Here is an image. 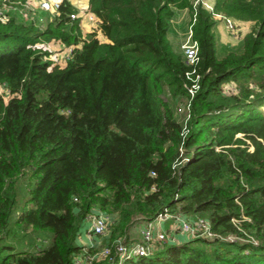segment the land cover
Listing matches in <instances>:
<instances>
[{"label": "trees", "instance_id": "obj_1", "mask_svg": "<svg viewBox=\"0 0 264 264\" xmlns=\"http://www.w3.org/2000/svg\"><path fill=\"white\" fill-rule=\"evenodd\" d=\"M86 5L95 22L84 36L69 0L43 26L0 19V264H76V253L102 244L108 253L81 264H264V0ZM179 8L197 46L192 64L167 37ZM216 12L253 21L239 50L216 53ZM41 40L70 47L64 62ZM226 80L236 90L220 97ZM163 89L189 101L184 132ZM23 178L31 182L16 210ZM93 208L111 215L101 244L77 239ZM163 210L202 215L214 235L118 258L116 240ZM28 229L49 231L47 243L4 242Z\"/></svg>", "mask_w": 264, "mask_h": 264}, {"label": "rangeland", "instance_id": "obj_2", "mask_svg": "<svg viewBox=\"0 0 264 264\" xmlns=\"http://www.w3.org/2000/svg\"><path fill=\"white\" fill-rule=\"evenodd\" d=\"M49 3L53 1L59 2V0H46ZM76 7L75 13L78 16L79 20V29L82 36L87 34L89 28L94 24V19L88 17L86 0H69ZM212 0H201L202 4L206 7L207 5H211ZM207 3V4H206ZM209 8V7H208ZM183 15V20L173 21L177 15L179 10H176L173 15L172 21L170 22V26L167 30V37L171 42L174 49L178 47L177 39L181 36L183 37L187 31V25L185 18L187 17L188 22V13L186 8ZM55 12L54 8H42L39 6V0H0V19H6L9 15H13L16 19H22L25 21H32L37 26H43L47 19L51 18L53 13ZM187 15V16H186ZM231 21V26H228L226 22L223 20L222 16L214 15V23L212 25V30L214 33L215 41V50L218 55L222 54L228 49L239 50L241 47V37L244 32L248 31L250 27L253 25V21L251 19L241 20L234 18L232 16H228ZM174 22V23H173ZM222 29V30H221ZM97 32V31H96ZM97 35L101 37V34L97 32ZM226 42H225V41ZM41 47H45L50 52L51 57L54 60L58 61L60 64L64 62L65 57L63 56V50H66L67 46L63 45L59 41L54 40H41L36 43ZM60 45L61 47H57ZM234 80H226L222 82V86L220 88V97L226 96L230 92H234L236 90V83ZM161 94L167 99L168 103L173 109V112L176 118L183 122L184 118V109L180 106L181 98H171L166 93V90L163 89ZM264 111V106H262ZM31 181H27L25 178L19 179L17 188H16V207L15 209H19L22 202L28 195L27 187L30 185ZM137 228L135 225H131L129 227V237L137 236ZM14 233L9 232L7 237L4 238V242L11 243L14 248H32L39 247L45 245L50 237L49 231H33L28 229L25 232L21 231H13ZM105 233L96 235L95 242L96 244H101L104 240Z\"/></svg>", "mask_w": 264, "mask_h": 264}, {"label": "built area", "instance_id": "obj_3", "mask_svg": "<svg viewBox=\"0 0 264 264\" xmlns=\"http://www.w3.org/2000/svg\"><path fill=\"white\" fill-rule=\"evenodd\" d=\"M207 4V3H206ZM57 1L49 3L46 0H39V6L42 8H56ZM211 8V5H207ZM70 17L76 16L75 11L69 12ZM88 17L93 18L91 12H88ZM224 21L228 26H231V21L228 16H224ZM189 28V27H188ZM183 57L186 63H194L197 59V46L195 40L191 39L189 33L181 44ZM70 47L63 50V56L66 57L69 54ZM48 57H51L50 52L47 53ZM53 58V57H51ZM193 71V68L189 72L186 71V76L190 78V83L187 85V91L191 94L198 86V73L194 72L193 75L189 73ZM181 108L184 109V118L182 122V132L185 131V120L189 116V101L187 98H181ZM111 215L106 211L98 208H93L86 216L84 223L80 228V232L77 235V239H81V234L86 235L89 238L88 244L94 243L96 235L105 233L108 228ZM137 236L132 237L128 241L124 242L119 239L116 240L114 250L118 255V258L144 254L152 250L157 243L161 241L175 242L179 241L177 233L184 234L186 238L203 235L212 236L214 232L209 228L207 219L202 215L189 216L179 211L163 210L157 212L153 217L144 219L137 228ZM185 238V239H186ZM96 244V243H94ZM109 247L102 244L97 250L90 254L76 253L74 256V262L81 264L82 262H89L93 257L97 255H105L108 253ZM117 264V261L115 262Z\"/></svg>", "mask_w": 264, "mask_h": 264}, {"label": "crops", "instance_id": "obj_4", "mask_svg": "<svg viewBox=\"0 0 264 264\" xmlns=\"http://www.w3.org/2000/svg\"><path fill=\"white\" fill-rule=\"evenodd\" d=\"M71 2V1H70ZM212 2V1H211ZM72 3V2H71ZM179 10V12L180 13H178L179 15H177V17H175L174 18V20L173 21H178V20H183V15H184V11H180V10H185V9H183V8H179L178 9ZM214 14H216V15H220L219 13H214ZM187 16V15H186ZM221 16V15H220ZM173 18V17H172ZM172 18H171V20L170 21H172ZM185 20H186V25H187V31H186V33H185V35L182 37H180L179 39H177V45H178V47H180L181 48V50H182V47H181V44L184 42V40L186 39V37H187V35H188V33H189V28H188V22H187V17L185 18ZM174 23V22H173ZM222 30V29H221ZM98 32V31H97ZM101 38H104L103 36H101ZM225 41V40H224ZM226 42V41H225ZM60 45H58L57 47H59ZM141 224V222H136L134 225H135V227L136 228H138L139 227V225ZM136 230H138V229H136ZM177 235V238L179 239V240H183V239H185L186 238V236L184 235V234H179V233H177L176 234ZM81 239H78L80 242H88L89 241V238H87L86 237V235L85 234H83V232H82V234H81Z\"/></svg>", "mask_w": 264, "mask_h": 264}]
</instances>
